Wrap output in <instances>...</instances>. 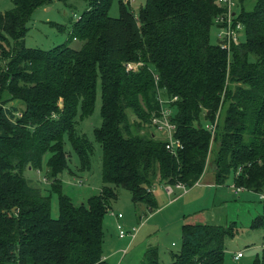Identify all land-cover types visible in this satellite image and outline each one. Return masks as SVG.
<instances>
[{
  "label": "trees",
  "instance_id": "16d2710c",
  "mask_svg": "<svg viewBox=\"0 0 264 264\" xmlns=\"http://www.w3.org/2000/svg\"><path fill=\"white\" fill-rule=\"evenodd\" d=\"M84 1L87 10L72 35L81 50L25 46L33 13L51 0H14L12 11H0V264H108L104 219L119 189L152 211L156 184L193 188L210 164L218 185L232 180L238 190L264 193V0H238L244 37L230 53L211 39L225 13L220 0H147L139 14L132 0H121L118 19L109 13L113 0ZM130 63L144 66L128 72ZM99 81L104 188L76 206L59 179L69 161L63 141L70 135L86 158L87 140L75 137L74 128L80 110L94 112ZM158 90L179 97L171 105L175 137L184 146L177 155L151 124ZM218 115L212 144L207 126ZM47 152V175L60 194L58 220L50 199L23 175L40 167ZM255 227L264 228V215ZM227 233L185 225L174 263L225 264ZM159 257L150 248L141 264H162Z\"/></svg>",
  "mask_w": 264,
  "mask_h": 264
},
{
  "label": "rangeland",
  "instance_id": "374dc122",
  "mask_svg": "<svg viewBox=\"0 0 264 264\" xmlns=\"http://www.w3.org/2000/svg\"><path fill=\"white\" fill-rule=\"evenodd\" d=\"M254 1L247 6L248 9L253 7ZM234 2V10L240 15L238 0ZM132 3L133 9L127 4L128 9L139 14V9L146 6L147 0H132ZM13 8L14 0H0L1 12H10ZM86 10L87 4L84 0H51L49 5L38 7L29 23L30 30L25 38V46L30 50L50 52L62 44H69L71 48L81 50L83 43L74 40L72 35L75 22ZM109 13L112 18H120L121 0H113ZM218 31L217 28L212 30L211 39L214 44L218 42ZM101 110L102 94L99 81L94 112L85 115L80 110L74 128L75 137L87 140L86 158L83 159L78 153L70 135H66L63 141L69 161L59 179L63 195L71 199L76 206L87 203L90 197L99 195L104 188L103 147L96 137V130L103 124ZM173 113L175 114V109ZM154 130L155 135L161 138V134ZM50 159L51 154L45 153L41 166L27 167L23 175L29 182L40 187L43 195L50 199L52 218L58 220L61 216L60 194L54 191L53 180L47 175ZM211 159L213 162L214 153ZM211 165L209 169L212 168ZM213 178L214 176L207 172L199 183L193 188H188L187 192L179 190L182 193L191 192L185 205L184 202L181 205L173 203L174 205H167L161 212L160 207L178 197L176 188L172 196L167 192L169 187L175 185L158 183L154 186L157 208L152 211L146 204H136L130 191L119 189L118 198L112 203V210L104 219L103 255L107 263L141 264L146 245L153 244V247L158 248L162 264H175L173 254L180 253L183 248V227L188 224H209L228 231L225 236V264H264V228L255 227V223L264 215V193L239 191L232 181L216 188V178L214 185L209 184ZM182 210H185L186 216L183 213L179 217L178 214ZM156 212L159 213L152 216ZM118 214H122L124 218L119 220ZM149 217L151 218L147 220ZM143 222L145 228L141 237L139 236L141 244L140 241L131 244L130 237L120 239V225L125 232L138 229L139 235ZM238 253H242L244 258L237 259Z\"/></svg>",
  "mask_w": 264,
  "mask_h": 264
},
{
  "label": "built area",
  "instance_id": "2783aa9c",
  "mask_svg": "<svg viewBox=\"0 0 264 264\" xmlns=\"http://www.w3.org/2000/svg\"><path fill=\"white\" fill-rule=\"evenodd\" d=\"M220 3L225 8V13L220 15L216 20V25L218 34L217 39L220 47L227 51L231 52L233 45H240L244 37V26L237 19L236 11L234 10L235 2L234 0H220ZM144 66L143 63H130L127 65V71L137 73ZM155 79L158 81L159 78L156 75ZM157 100L159 103V111L152 117V127L156 129L161 136L164 138L166 143V149L173 155H177L179 151L184 149L183 144L175 137L176 134V125L172 121L173 109L171 105H174L179 101V97L175 96L172 98H166L161 90H158ZM167 106H170L167 108ZM20 116V115H19ZM219 121V115L216 118L214 124H209L207 126L208 130L212 135V144L215 137V133L217 131ZM211 144V145H212ZM83 182H81V186ZM174 188L178 190H183L187 192V187L182 183L175 184V187H169L167 190L169 195L174 194ZM240 191V190H239ZM117 218L122 220L124 217L122 214H118ZM120 230V239L124 238H132L134 239L138 234V229H133L131 231L125 232L123 230V226H119ZM126 253V252H125ZM243 257L242 253H238L236 256L237 259H241Z\"/></svg>",
  "mask_w": 264,
  "mask_h": 264
},
{
  "label": "crops",
  "instance_id": "0c3cea01",
  "mask_svg": "<svg viewBox=\"0 0 264 264\" xmlns=\"http://www.w3.org/2000/svg\"><path fill=\"white\" fill-rule=\"evenodd\" d=\"M212 167V166H211ZM208 170H210V171H208ZM207 171H206V173L208 172V173H211L213 176H214V178H213V180L212 181H210L209 182V184H211V185H214V179L216 178L215 177V169L212 167L211 169H208ZM205 173V174H206ZM229 181H232V180H229ZM233 183V182H232ZM234 185V184H233ZM219 186H221V185H218L217 184V186H216V188H218ZM180 192V193H179ZM177 193H178V197L177 198H175V199H172V201H170V202H168V203H166L164 206H162V207H160L159 208V211L161 212L167 205H174V204H176V205H181L183 202H184V205H185V202H186V199L188 198V196H189V194H191V192L190 193H182V191H179V190H177ZM153 194H155V193H153ZM175 194V193H174ZM169 195V194H168ZM172 196V195H171ZM155 198H156V200H157V197L155 196ZM174 203V204H173ZM184 211L185 210H182V212L180 213V214H178V216L179 217H181L180 215H182L183 213H184ZM157 213H159V212H156V213H154V214H152V216L153 215H155V214H157ZM184 215H185V213H184ZM151 216V217H152ZM177 216V217H178ZM186 216V215H185ZM151 217H149L147 220H149ZM146 220V221H147ZM144 223L145 222H143L142 223V225H141V228H143V225H144ZM145 228V227H144ZM144 228L140 231V233H139V235L138 236H136L134 239H132V241H131V244H134V243H136V242H138V241H140V244H141V234H142V231L144 230ZM182 233H183V230H182ZM140 236V237H139ZM140 239V240H139ZM175 245V244H174ZM147 246V248H146V251L148 250V249H150V248H157V247H153V244H150V245H146ZM145 254H146V252H145ZM145 254H144V256H145ZM238 255V254H237ZM244 257H242L241 259H243ZM106 260V259H105Z\"/></svg>",
  "mask_w": 264,
  "mask_h": 264
},
{
  "label": "water",
  "instance_id": "95a60500",
  "mask_svg": "<svg viewBox=\"0 0 264 264\" xmlns=\"http://www.w3.org/2000/svg\"><path fill=\"white\" fill-rule=\"evenodd\" d=\"M63 106V105H62Z\"/></svg>",
  "mask_w": 264,
  "mask_h": 264
}]
</instances>
